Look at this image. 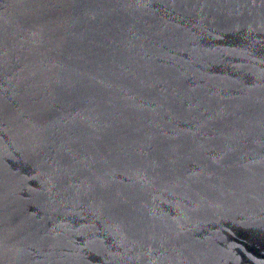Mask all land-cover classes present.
Returning a JSON list of instances; mask_svg holds the SVG:
<instances>
[{
	"label": "water",
	"instance_id": "obj_1",
	"mask_svg": "<svg viewBox=\"0 0 264 264\" xmlns=\"http://www.w3.org/2000/svg\"><path fill=\"white\" fill-rule=\"evenodd\" d=\"M0 264H264V0H0Z\"/></svg>",
	"mask_w": 264,
	"mask_h": 264
}]
</instances>
